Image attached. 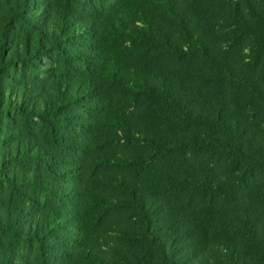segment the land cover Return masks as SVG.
I'll return each mask as SVG.
<instances>
[{
	"label": "trees",
	"instance_id": "1",
	"mask_svg": "<svg viewBox=\"0 0 264 264\" xmlns=\"http://www.w3.org/2000/svg\"><path fill=\"white\" fill-rule=\"evenodd\" d=\"M49 4L0 0V123L72 125V153L14 133L0 185L50 208L25 225L0 196V220L64 264H264V0ZM11 52L71 76L12 100Z\"/></svg>",
	"mask_w": 264,
	"mask_h": 264
},
{
	"label": "rangeland",
	"instance_id": "2",
	"mask_svg": "<svg viewBox=\"0 0 264 264\" xmlns=\"http://www.w3.org/2000/svg\"><path fill=\"white\" fill-rule=\"evenodd\" d=\"M46 1L47 3H50V9L53 8L61 12H72V0ZM31 9L34 8L32 7ZM81 10L84 12L83 8H81ZM31 22L36 24L34 19H31ZM37 26H40L41 29H45L46 27L41 24H37ZM26 31H23L22 33L25 34ZM20 32L21 31L18 33ZM19 40L20 36L17 38V41ZM70 47L72 48V46ZM11 53L12 54L9 57L11 60V63L9 64V75L11 79L6 80V85H9L6 89L9 91L12 100L17 99V92L19 87H21L22 82L29 85L27 86V93L34 94L36 93V87H38V92L40 91V86L45 87L49 91V89H51V82L53 79H57L58 77H65L68 79V77L71 76V72L66 71V73H64L59 68V66L61 67V62H57L55 55L50 54V56L43 57L42 59L40 58L35 61L33 65H30V63L27 64L21 60L17 63V57L14 55V52ZM37 68H40V70L43 71L38 72L39 69ZM31 98L33 99L35 96H32ZM68 112L72 115V109L69 108L64 110L62 114ZM10 115V121L5 120L3 122L4 124L0 123V130H2L0 137L2 139L5 138L6 140V143L0 144L1 149L6 148L8 150L11 147L13 142L11 136H14V133H16L17 135L22 136L25 141L32 139L33 142L39 143L49 152L55 153L60 157L64 156L62 153H72V151H69L68 148L65 147V142L69 141V139L71 140L72 138V125H69L67 128H63L56 122H51L52 124L45 123L39 118H33L28 115L26 117L22 115L17 108H14ZM6 149L4 150L6 151ZM25 152L26 151H24V153ZM15 169L18 173H24L22 166L15 165L14 163L12 164L11 162H4L1 170L2 173L8 175V173L12 174ZM5 184V186L0 185V196L6 199V207H13L17 204L24 208L25 214H23L21 219L25 225L29 222L31 213H39L42 215L45 210L48 211L50 208V205L48 203L45 204V202L41 204L42 206H39V203L35 200V204L28 201L22 202V200H18L16 196H13V194L10 193L11 187L9 182H5ZM16 186L20 187L19 189H22L21 185L17 184ZM31 194L34 195L33 193ZM5 217L7 220V216ZM6 220L5 218L3 221L0 220V264H64L56 255V253L63 248L58 239L49 238L43 240L41 244H38L35 241H31V239L23 236V233L26 234V231L23 232L22 229L19 230V237H17L7 228L9 226V222Z\"/></svg>",
	"mask_w": 264,
	"mask_h": 264
}]
</instances>
